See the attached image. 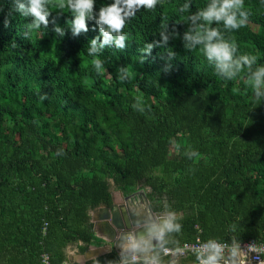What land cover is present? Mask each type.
<instances>
[{"label": "trees", "instance_id": "16d2710c", "mask_svg": "<svg viewBox=\"0 0 264 264\" xmlns=\"http://www.w3.org/2000/svg\"><path fill=\"white\" fill-rule=\"evenodd\" d=\"M113 2L95 0L97 18ZM185 2L190 12L180 13ZM208 2L141 9L126 22L124 49L110 43L89 56L100 36L94 19L73 35L74 15L51 0L47 28L26 38L32 18L0 0V264H42L45 253L65 264L68 246L80 242L85 253L96 244L90 213L113 205L111 182L125 196L144 191L154 212L179 214L156 255L197 237L264 244V102L254 99L246 71L222 79L199 45L184 47L186 17ZM244 8L247 24L225 37L237 55L257 56L255 70L264 65V0H244ZM156 42L150 54L140 51ZM121 262L112 252L88 264Z\"/></svg>", "mask_w": 264, "mask_h": 264}, {"label": "clouds", "instance_id": "9594fccd", "mask_svg": "<svg viewBox=\"0 0 264 264\" xmlns=\"http://www.w3.org/2000/svg\"><path fill=\"white\" fill-rule=\"evenodd\" d=\"M161 0H114L111 4L102 5L99 9L98 18L94 14L95 0H59L58 7L60 9L67 8L73 15L74 19L70 21V29L73 35H78L81 31L88 32L87 20H95L99 25L100 36L90 40L88 55L98 53L110 43H115L116 48L124 49L127 36L124 34L126 22L135 17L136 13L141 9L155 10ZM15 11L24 17H31V23L25 25L27 31L24 33L27 38L33 30H39L42 27L47 28L49 24L48 17L51 15L49 10L51 0H27V3H19L14 0ZM180 13L190 12V3L185 2L180 8ZM249 13L244 8V0H209V2L197 12L190 13L186 17L187 23H191V27L184 33L183 39L191 41L185 43L187 50L195 51L198 48L203 53L207 62L213 66L217 76L223 79L226 77L228 81L233 80L237 73L246 71L248 75L245 77L247 86L252 90L254 99L259 103L264 97V65L256 67L257 56L251 54L237 55L238 46L234 39L225 37V32H232L244 27L248 22ZM197 21L201 23L197 24ZM54 25L55 22L53 21ZM10 20L5 17L4 26L8 27ZM217 25V27H213ZM223 31L221 30V26ZM167 24L162 26L160 35L162 40L167 43L168 36L165 35ZM54 32L63 37L64 29L54 26ZM175 31V28H174ZM102 37V41L100 40ZM98 41L99 44H98ZM156 44H146L141 52L151 53ZM169 58H173L175 53L167 51ZM145 58L141 57V63ZM98 73L101 72L103 62L99 58L91 61ZM167 70V68H165ZM120 72L130 75L127 68L120 69ZM223 74V77L221 76ZM122 79V78H121ZM258 103V104H259Z\"/></svg>", "mask_w": 264, "mask_h": 264}, {"label": "water", "instance_id": "95a60500", "mask_svg": "<svg viewBox=\"0 0 264 264\" xmlns=\"http://www.w3.org/2000/svg\"><path fill=\"white\" fill-rule=\"evenodd\" d=\"M119 193L124 197L126 203L119 204L113 197L111 207L103 205L96 209L97 212L101 213V219L105 221L103 224L105 229L102 231L104 237L101 238L110 245L109 250H105L109 253L116 252L121 258L124 256L129 258L137 256L142 259L153 258L156 247L163 244V238L169 229V222L179 214L170 215L154 212L146 193L142 191L138 192V196L140 193L150 208L149 217H144L140 212L136 214L128 209L130 208V202L128 203V201H133V196H125L121 190ZM95 252L94 250L87 252L85 255L86 262L95 259L102 253L95 254Z\"/></svg>", "mask_w": 264, "mask_h": 264}, {"label": "built area", "instance_id": "2783aa9c", "mask_svg": "<svg viewBox=\"0 0 264 264\" xmlns=\"http://www.w3.org/2000/svg\"><path fill=\"white\" fill-rule=\"evenodd\" d=\"M197 257L191 264H264V244L250 240L242 244L204 242L197 237L193 242H186L175 248H163L159 255L154 253L151 259L132 256L129 262L142 264H160V259L171 258L174 262L180 259ZM128 262V260H125ZM124 261V262H125ZM42 264H51V256L47 253L41 257Z\"/></svg>", "mask_w": 264, "mask_h": 264}, {"label": "crops", "instance_id": "0c3cea01", "mask_svg": "<svg viewBox=\"0 0 264 264\" xmlns=\"http://www.w3.org/2000/svg\"><path fill=\"white\" fill-rule=\"evenodd\" d=\"M119 191L120 190L117 188L116 189L112 188V195L117 201V203L123 204L125 202L124 197L121 196ZM94 211L95 212L93 214H92L93 211L90 213V216H91V223L93 224L94 235L96 237V244L91 245L85 253L80 252L79 247L83 245V243L81 242L79 244L68 246L66 250L67 261L65 262V264H88V262L90 261H94L103 255L109 254V252H107L106 250H109L110 245L106 243L105 240H103V238H101L104 237L102 231L105 229V226L103 225L105 221L101 219L102 218L101 213L97 212L96 210ZM99 248H104V249H99ZM89 250L96 251L95 254H100L101 252L102 253L98 255L95 259L86 262L85 255ZM130 259L131 257L129 258L124 256L123 258H121L122 260L121 264H138V262H129ZM125 260H128V262H126ZM171 264H177V262L172 261Z\"/></svg>", "mask_w": 264, "mask_h": 264}, {"label": "flooded vegetation", "instance_id": "af4514ba", "mask_svg": "<svg viewBox=\"0 0 264 264\" xmlns=\"http://www.w3.org/2000/svg\"><path fill=\"white\" fill-rule=\"evenodd\" d=\"M138 192H142V191H137L135 193H133L132 195H129V196H133L132 199L133 201L135 202V204H133V201H128V203L130 202V211H133L134 213L138 214V212H140V214L144 217H149V212H150V208L147 206V204L145 203L144 199H143V196L139 193V196H138ZM138 199H141V203H143V205H141V207H138ZM126 203V201L124 202ZM151 206V204H150ZM152 209V207H151ZM153 210V209H152ZM129 211V212H130ZM157 249V247H156ZM155 249V253L157 252Z\"/></svg>", "mask_w": 264, "mask_h": 264}, {"label": "rangeland", "instance_id": "374dc122", "mask_svg": "<svg viewBox=\"0 0 264 264\" xmlns=\"http://www.w3.org/2000/svg\"><path fill=\"white\" fill-rule=\"evenodd\" d=\"M112 183V188L116 189L115 184L113 182ZM133 204H135V202H133ZM141 205H143V203H141V199H138V207H141ZM177 264H190L189 260L186 259H180Z\"/></svg>", "mask_w": 264, "mask_h": 264}]
</instances>
